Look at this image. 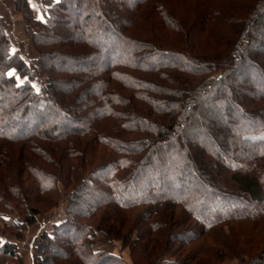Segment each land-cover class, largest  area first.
Segmentation results:
<instances>
[{
	"label": "trees",
	"instance_id": "trees-1",
	"mask_svg": "<svg viewBox=\"0 0 264 264\" xmlns=\"http://www.w3.org/2000/svg\"><path fill=\"white\" fill-rule=\"evenodd\" d=\"M38 1L44 18L14 0L35 59L12 50L0 14V204L27 211L28 225L39 205L58 204L61 185L69 191L54 237L41 236L44 264L73 254L81 263L69 264H126L113 251L120 238L133 264H214L227 249L264 264V0H197L195 10L190 0ZM71 11L94 30L76 36ZM191 169L189 185L215 180L212 218L193 187L173 186ZM14 245L0 242L1 253Z\"/></svg>",
	"mask_w": 264,
	"mask_h": 264
},
{
	"label": "rangeland",
	"instance_id": "rangeland-1",
	"mask_svg": "<svg viewBox=\"0 0 264 264\" xmlns=\"http://www.w3.org/2000/svg\"><path fill=\"white\" fill-rule=\"evenodd\" d=\"M29 2H30V6L32 8L35 18L37 17L44 18L45 15L43 14V11L41 10V6H42L41 2L38 0H29ZM113 2H115L116 4L125 3V6H128V8H130V4L133 3V0H123L122 2L120 0H114ZM187 2H190V4L192 2L191 6L193 7V10H195L194 2H197V0H193V1L190 0ZM21 7L17 8V6L14 5V0H0V14L4 18V26H6L7 33L10 37V40H12V50L18 49L20 54L25 56L27 59H35L38 57L39 54L35 48L32 35L28 31L27 17L25 15L26 9L24 7L22 8ZM184 9L186 10L187 8H184ZM75 13L76 12L70 13V15H68L66 18V22L67 23L69 22L68 24L71 26V29L75 31L76 36L80 37L86 32L89 33L91 32V30H94L95 23L92 20L90 23H88V25H86V27L82 22H80V25L78 26L74 24L73 23L74 17L75 16L78 17L77 15H75ZM115 44L116 43H112L111 45L105 44L106 49L112 52L113 49L115 48ZM114 54L115 55H112L111 58L115 60L118 59L119 54H116V53ZM57 65L58 66L60 65L66 68L70 65V63L67 60V61H63L62 63L59 62L57 63ZM54 67H56V63L54 64ZM12 72L16 73V70H12ZM44 77L45 76H43V78ZM25 78L26 77H24V79ZM24 79L18 76L19 82H23ZM39 80H42V78L40 79L34 78L31 80V82L34 83L38 91L41 87V83L39 82ZM241 84H242V81L239 79L237 81V86H232L231 90L234 93H238L237 89L242 86ZM251 92L253 93V91ZM249 101H251V98L249 99ZM2 109H3L2 111L8 114L10 113L9 106H4ZM60 119L61 118L58 113L48 118V122L54 124V123L60 122ZM188 135H190V132H187L186 136ZM186 143L188 144L189 148H191L189 140L188 142L186 141L185 144ZM14 162H15V159H14ZM191 173L192 174H190V176L184 179L183 178L182 179L177 178V180L174 179L173 186L176 190H180L182 188L185 189V187L187 188L193 187L194 193H197L202 199L201 200V207H202L201 212L211 213L210 217L212 218V216L215 215L216 213L215 211H217L218 206L211 200V198H208V197L210 193H212L211 191L213 190V188H211L210 186L212 187L214 186L213 181L215 182V180L213 179L211 181L212 183L211 182L208 183L207 181V184L205 183L202 185V184L194 183V184H191L193 185L191 186L189 185V183L193 181L192 180L194 179L193 175H195V173L197 172L191 169ZM177 177H178V174H177ZM61 189H62V195L60 194L61 199L59 200L58 204H56V206L54 207H49L50 204H46V203L39 205L38 207H39L40 212L36 215L37 220L28 225L23 224L28 219L27 211H24L23 209H21L22 210L21 211L19 208H14L13 210L6 211L5 208L3 207L4 201H2V203L0 204V213H5L6 216H10L12 219H9L8 221H4L3 219L0 218V242L1 243H5V242L14 243L15 242V245L13 248L15 255L14 256L6 255V253H1L0 251V264H44V259L47 256V254L45 253L47 243L44 239H41V236L45 232L49 234V237H54L55 234H52L54 225L57 224L62 219H65L67 215L66 206H67L69 191L65 189L62 185H61ZM163 191L166 192V189L163 188ZM242 199H244L243 200L244 203L242 204L243 209L244 207L246 210H250L254 208V205L252 202L248 201L245 198H242ZM89 223L92 224L94 228L98 225V221H96L95 218L91 219ZM19 227H21L20 228L22 229L21 231H19ZM187 229L189 230L190 228H187ZM252 229H254V227H250L249 231L251 232ZM238 230L239 228L237 229V227H234L233 232H230L232 235H230L231 238L229 239L231 243L234 245V247L236 245L235 244L236 239L240 241H242L241 239H243V237H241V239L237 238L239 236L237 233ZM96 237H97V241H96L97 245L107 246L108 244L107 238L101 235V233L100 234L97 233ZM124 242H125L124 239H121V238L116 239L113 243V246H114L113 251L121 255L124 261L126 262V264H133V260L139 259V255H133L130 249V246L129 245L127 246V244ZM76 246L77 245L74 244V246H72L73 249L76 248ZM206 247H208V245ZM210 248L214 250L212 246H210L209 249ZM226 252H227L226 253L227 257H223V259L214 260L215 261L214 264H247V261H249V257H247L248 256L247 254L243 253L240 256L233 255V252H231L230 249L229 250L227 249ZM75 257L76 255L73 254L72 257H69V258L67 257L68 259L66 258L63 261L59 260L55 264H61L60 262L62 263L66 262L67 264H69L71 261L77 259ZM77 261L78 263H81L79 259H77ZM87 263L96 264L97 261L96 259L89 258L87 260Z\"/></svg>",
	"mask_w": 264,
	"mask_h": 264
},
{
	"label": "snow or ice",
	"instance_id": "snow-or-ice-1",
	"mask_svg": "<svg viewBox=\"0 0 264 264\" xmlns=\"http://www.w3.org/2000/svg\"><path fill=\"white\" fill-rule=\"evenodd\" d=\"M11 75V73H9Z\"/></svg>",
	"mask_w": 264,
	"mask_h": 264
}]
</instances>
